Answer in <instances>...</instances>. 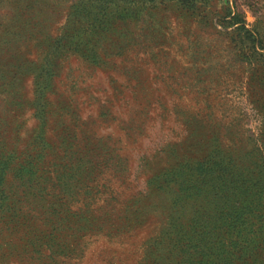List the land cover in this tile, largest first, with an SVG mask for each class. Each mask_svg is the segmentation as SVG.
Instances as JSON below:
<instances>
[{"label":"rangeland","instance_id":"1","mask_svg":"<svg viewBox=\"0 0 264 264\" xmlns=\"http://www.w3.org/2000/svg\"><path fill=\"white\" fill-rule=\"evenodd\" d=\"M0 264H264V0H0Z\"/></svg>","mask_w":264,"mask_h":264},{"label":"trees","instance_id":"2","mask_svg":"<svg viewBox=\"0 0 264 264\" xmlns=\"http://www.w3.org/2000/svg\"><path fill=\"white\" fill-rule=\"evenodd\" d=\"M56 167H58L59 169L68 168L70 167V164H68L67 162H64L63 164L59 163ZM50 173H52V171H47V174ZM42 182L44 185L49 184L51 183V178L45 177ZM9 183L10 182H7L8 185H10ZM203 183H205L204 180L202 181V184ZM45 188L46 190L44 192V197L40 198V200H50L48 193L49 187ZM237 204L242 205L243 203L241 200H224V202H221L222 208L219 210L220 216L217 219L212 218V220H210L211 227L215 226V224H219L217 229L223 231V229L225 228V230H227V236H240L243 232H245L246 229L244 228V224L248 223V221L246 220L245 215H243V212L236 208ZM213 216H215V213H213L211 217ZM252 221H254V217L252 218ZM254 227L255 224L250 223L247 230L252 232ZM220 247L225 248L224 251L230 248L233 251L236 249V244L229 241L227 246L226 244H221Z\"/></svg>","mask_w":264,"mask_h":264}]
</instances>
